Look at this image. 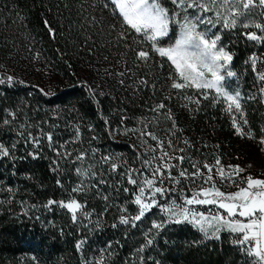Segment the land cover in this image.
<instances>
[{"label": "trees", "instance_id": "trees-1", "mask_svg": "<svg viewBox=\"0 0 264 264\" xmlns=\"http://www.w3.org/2000/svg\"><path fill=\"white\" fill-rule=\"evenodd\" d=\"M103 1L0 0L1 57L8 56L9 50V55H18L22 50L20 46L25 45L36 53L38 64L54 67L58 79V83L46 91L0 72V79L14 78L12 85H0V143L8 147L16 143L14 155L17 157L15 161L0 158V264H82L101 255L105 264H156L157 261L159 264H253L233 242V234L222 232L219 239L204 240L190 224L167 226L156 236L152 246L137 253L145 243L151 222L163 215L159 209L138 222L135 228L111 226L118 223L121 206L127 207L130 215L136 212V206L131 204L134 186L127 184L126 177L122 183H117L122 179L119 172L142 166L140 136L136 132L124 134L125 130L129 124L137 123L147 108L157 105L156 98L162 96L168 84H161L156 70L141 65L139 69L144 70L141 75L148 81L147 85H134V81L141 78L123 79L121 84V80L112 79L114 77L106 73L101 76L102 81L95 82L83 76L80 61L86 63L99 55L115 60L120 53L126 55L128 62L130 60L129 47L122 45L113 52L101 35L105 31L103 22L107 20L99 23L96 19L91 23L84 17V9L94 4L103 5ZM162 2L168 7L171 5L166 0ZM107 9L112 14L111 7ZM48 27L53 31L49 32ZM229 47L234 54L231 70L237 76L228 78L225 86L230 91H240L241 101L247 103V93L253 89L250 79L241 77L238 72L245 56L239 46ZM132 56L135 57L134 53ZM212 100L206 102V106L202 104L195 111L193 123L183 128L191 132L193 159L200 165L206 158L197 145L208 137L218 142L221 151L230 148L227 153L231 159L237 146L235 130L219 118L221 105H212ZM262 107V101L257 98L256 106L250 108ZM9 112L16 114L15 119ZM9 117L14 122L26 118L30 127L25 124V136L28 131L35 136H40L41 131L53 133L55 146L59 148L64 144L60 151L66 149L72 156L57 157L49 149L46 137H41L39 158L33 159L27 153L34 149L25 145L24 137L17 135L22 130L20 126L3 124ZM250 119L251 130L260 131L254 121L255 112ZM184 120L190 119L184 117ZM225 142L229 145L224 146ZM80 152L86 153L83 161L76 160ZM104 156L116 158L114 162L121 165L117 172H111L110 164L102 162ZM54 159L58 160L57 165L52 164ZM89 166H94L95 177L89 174L82 178L77 174V168L88 169ZM53 167L58 171H52ZM101 178L107 183L93 187ZM82 180L84 190L73 192ZM124 187L130 192L125 193ZM104 196L109 199L104 200ZM49 199L66 202L76 199L92 216L82 217L79 224H73L66 209L56 205L51 206V210L44 207ZM81 239L87 242L84 250L77 252L75 244Z\"/></svg>", "mask_w": 264, "mask_h": 264}, {"label": "snow or ice", "instance_id": "snow-or-ice-1", "mask_svg": "<svg viewBox=\"0 0 264 264\" xmlns=\"http://www.w3.org/2000/svg\"><path fill=\"white\" fill-rule=\"evenodd\" d=\"M172 8L166 7L162 0H107L103 4V8H109L111 5L112 15L116 16L121 32L118 33L121 39L126 40L128 33L134 32L133 38L135 42L145 43L149 45L147 49L140 48L135 51L137 61L147 63L153 54L161 58H166L170 62V66L174 72H170L171 80L170 88L174 90L195 89L203 95L204 99H208V93L214 90L216 96L213 97L214 103L224 102L227 106L224 109L231 115L232 127L237 135L255 138L251 129H245L248 125L241 100L240 91L231 92L225 82L228 78L237 76V73L231 70L234 54L231 53L223 42L220 31L255 28L256 31H244L241 34L248 41L264 44V19L254 17L256 9H259V16L264 17V0H170ZM47 21L45 24L47 26ZM178 25L175 41L164 46L161 41L169 37L172 25ZM221 25V30L213 31L217 25ZM115 27V25H113ZM48 31L52 32L51 27ZM139 40H136V38ZM126 47H130L126 44ZM38 55V54H37ZM250 64L252 71L256 74V83L258 84V92L264 96V71L260 70L259 64L264 63V57H258L253 54L245 61ZM163 67V65H161ZM118 75L124 76L121 72ZM7 83L12 85L14 78L7 76L0 79V85ZM124 83L123 80L120 81ZM148 81L141 78L134 81V85H147ZM91 90V89H90ZM178 95L180 92L177 93ZM169 95L165 100L171 99ZM182 98L190 103L199 104L200 100L193 99L190 95H183ZM255 99V93L249 97ZM184 107H188L187 104ZM166 108V104L161 102L154 108L153 112H159ZM172 121V129H177L176 119L171 109L166 113H161ZM9 116L15 119V113L9 112ZM11 121L3 120L4 125H9ZM107 123V121H106ZM30 127V126H29ZM21 131L17 135L24 137L25 145H30L34 151H29L27 155L33 159L39 158L41 151V137H46L48 147L55 153L57 157L70 158L72 153H68L64 149V144H60L59 148L55 146L53 133H45L41 131L40 136H35L28 131L25 136V125H20ZM145 130H139L141 137H150L152 141H156V147L153 148L147 140H142L145 153H154L156 149H160V155H151L149 158L142 160V168L133 169L128 167L124 172H119L122 183L126 177L128 185L134 186L132 191L133 199L131 204L136 206L135 214H129V210L125 206H121L118 210L122 213L118 218V223L111 226L117 228L121 225L135 228L138 222L143 220L155 209L163 214L159 220H153L151 227L145 233V243L137 250V253H143L146 248L152 246L155 238L167 226L171 224H190L203 234L204 240L219 239L222 231H227L235 237L234 243L238 244L245 255L253 261V264H264V179L253 178L251 175L246 179L240 174L244 169L239 166L229 165L227 171L221 166V160L217 156L215 164L204 163L202 166L191 161L185 155L174 156L171 152L164 150L163 142L159 140L155 133ZM137 129H126L124 134L128 132H136ZM264 133V128L261 129ZM175 135V131L172 132ZM79 129H77V136ZM93 139H96L93 137ZM67 143V142H65ZM190 142L185 140L184 144ZM259 143L264 144V136L259 138ZM168 148L173 151L184 153V148H176L171 140L168 141ZM16 143L11 147L0 143V158H10L15 161L17 157L14 155ZM93 149V153H95ZM143 155V154H141ZM86 153L80 152L76 156L77 161H83ZM23 159V157H20ZM116 158L110 156L101 157L104 164H110V171L117 172L121 165L114 162ZM188 159L192 169L180 168L179 164H183ZM172 160L179 161V164L171 163ZM153 161H158L155 167H152ZM53 165L58 164V160L52 161ZM94 166L88 169L77 168L76 172L81 177H95L97 173L92 171ZM201 167L207 170V173L201 171ZM150 170V176L145 175L144 169ZM179 168L178 174L173 175V171ZM215 168V173L213 169ZM52 171H58L53 167ZM219 177V180L216 177ZM181 178L191 182V188L185 189L182 185ZM199 181V183H197ZM61 182L58 179L57 184ZM101 178L93 187L98 184H106ZM165 183L170 187H165ZM228 183L236 186L237 191L225 192L218 187V184ZM243 183L245 186H240ZM83 180L81 184L73 188V192L83 191ZM119 191V189H117ZM125 193L130 192L128 187H124ZM185 191H191V196L184 195ZM171 193H178L174 198L168 199ZM108 200V196L103 197ZM163 199V203L161 200ZM56 205L61 209H66L71 215L73 224H79L81 218L89 219L92 216L85 206L76 199H70L67 202L49 199L44 207L51 210V206ZM196 206H213L222 209L223 212L209 211L203 212ZM108 208H105V212ZM102 215V213H101ZM91 222V221H90ZM99 224V221H97ZM85 239L77 240L75 249L82 252L86 244ZM202 242V241H201ZM200 243V242H195ZM111 247V244L108 245ZM105 249L104 251H106ZM111 255V253H109ZM143 260V257H140ZM82 264H105L104 257L101 255L92 260H84ZM159 264V261L156 262Z\"/></svg>", "mask_w": 264, "mask_h": 264}, {"label": "rangeland", "instance_id": "rangeland-1", "mask_svg": "<svg viewBox=\"0 0 264 264\" xmlns=\"http://www.w3.org/2000/svg\"><path fill=\"white\" fill-rule=\"evenodd\" d=\"M170 3V0H166ZM107 0H104L103 3H106ZM171 4V3H170ZM166 7H168L165 4ZM111 7V5H110ZM173 6L170 5L169 8H172ZM84 17H87L91 23H93L94 20L97 19L99 23H101L100 20H107L104 21L103 24L105 25V31L101 33L103 37L107 40V42L110 43L111 49L114 50L117 48H121V46H125L126 44L129 45L130 49H140L145 48L147 49L149 45L145 43H138L135 42L134 38L135 33L130 32L128 33L127 39H121L118 35V33L121 32V26L116 16H113L112 14L108 13V9L106 10L103 8V5H96L88 6V9H84ZM254 17L257 19H264V17L259 16V9H256V12L254 13ZM115 25V27H113ZM103 26V25H102ZM104 30V28H103ZM178 25H172L169 37L164 38L161 43L164 46H167L175 41L176 33L178 32ZM221 30V25H217L216 29H213V31ZM244 31H256V29L250 28L248 30L244 29H236V30H222L220 31V34L222 35L223 42L227 46V49L231 52L230 45L232 46H239L240 49H242V53L245 56V60L243 63H241L240 76L243 78H249L250 79V87H252L253 90L251 92L247 93L246 99L247 103H242L246 118L248 120V125L245 126V129H252L251 128V119L250 115L252 112H255L256 119L254 120L257 125H259L260 131L251 130L252 134L255 138H249L248 136H240L237 135L236 132H234L235 135H237V146L234 154L231 155L227 153V151L231 150L230 148H223L221 151L218 142L213 141L211 136L207 138V141L198 144L197 149H199L200 153L205 154V161L201 164V166L204 163H209L214 165L215 159L218 156L221 160V166H223L227 171H230L228 169L229 165L232 166H239L240 168L244 169V171L240 174L241 177L245 178L249 175H251L253 178L257 179H264V144L259 143V138L261 136H264V133L261 132V129L264 128V96H261L258 92V84L256 83V74L252 71L250 64H246L245 61L248 60L250 56L253 54H256L258 57H264V44L252 42L246 40V38L241 34ZM136 40H139L137 37ZM22 50L18 55H9L10 50L8 51V56L4 57L0 55V72L11 74L13 76H16L21 81L31 82L35 85V87H39L43 90L49 91L51 88L55 85V83H58L56 70L53 66L47 65L45 63L38 64L36 53L31 51L27 46L23 45L20 46ZM126 51V50H125ZM103 52V51H102ZM135 55V51L130 50L128 52L129 55V62L127 61L128 58H124L126 56L125 54H119L120 57L113 60L111 59V56L106 55H99L94 57L93 59H89L84 63L83 61H80L79 69L82 71L83 76H86V78H89L91 82L95 81H102L101 76L106 73L107 76L111 75L117 80H123V79H137V78H143L141 75V72L144 70H140L139 66H143L144 68H152L157 71L158 77H161L160 79L161 84L166 85L168 84V87L166 91L163 92L162 96L159 98H156V104H159L161 102H164L166 104V108L163 110H160L159 112H153L150 111V109L154 108L155 106H152L151 108H147L143 115H141V118H139V121L134 124H129L127 129H137L136 133L139 134V147H141V161L143 159L149 158L151 155H160V149H156L154 153H145L144 145L142 144V140H147L149 144L153 146V148L156 147V141H152L150 137H141L139 130H145V125H148L147 131H151L156 134V136L159 138L160 141L163 142L164 150H167L172 153L174 156L179 155H185L186 157L190 158L191 161H195L193 159L192 152V141H191V132H187L186 129H183L188 124L193 123V119L195 116V111L198 110L202 104L203 106H206L210 99H213V97L216 96V93L214 94V91L210 92L208 94L209 98L204 99L203 95L199 92H197L195 89H185L182 90H174L170 89L171 80L169 79L170 72H174V69L170 66V62L166 60V58H161L156 54L152 55V58L147 62H141L137 61L136 55L133 57L132 55ZM232 53V52H231ZM143 64V65H142ZM163 65V67H161ZM128 66V67H127ZM260 70L264 71V63L259 64ZM156 68V69H155ZM125 73L124 76L118 75L119 73ZM111 78V77H110ZM160 84V85H161ZM227 88V87H226ZM228 89V88H227ZM229 90V89H228ZM230 91V90H229ZM180 92L178 95L177 93ZM235 92V91H231ZM255 93V99H250L249 97L252 96V94ZM190 95L193 97V99L200 100L199 104L196 103H190L182 98L183 95ZM171 95L172 98L169 100H165V97ZM259 98V101H262V109H255L250 108L252 105L256 106V99ZM204 101V103H203ZM212 105H215L217 103H214L213 100L211 101ZM187 104L188 107H184V105ZM221 105L220 111L218 113V116L220 119L230 124L232 127V118L229 113H227L224 109L226 108V104L224 102H219ZM169 109H171V112L173 116L176 119L177 123V129H172V121L168 120L165 115L161 113H166ZM250 109V112L248 113ZM186 112V113H185ZM186 114V115H185ZM184 117H188L190 120L188 122L184 120ZM214 118L215 116H211ZM9 121L13 125H25L28 124L30 126V123L26 122V118L20 120L19 122H14L12 117H9ZM185 122V123H184ZM32 125V122H31ZM175 131V135L172 134V132ZM190 131V130H189ZM171 140L176 148H184L185 152L180 153L178 151H173V149L168 148V141ZM187 140L190 143L188 145L184 144V141ZM226 140V139H225ZM224 146L229 145L228 143H224ZM234 159V160H233ZM158 161H153L152 167H155ZM171 163L173 164H179V161L172 160ZM185 165V166H183ZM192 169L191 163L188 159L185 160L183 164H179L180 168L188 169V167ZM142 168V166L140 167ZM139 169V168H137ZM189 170V172L195 171ZM179 171V168L175 169L173 171V175H177ZM201 171H204L207 173L206 169H203L201 167ZM145 175L150 176V170L145 168L144 169ZM213 173H215V168L213 169ZM84 178V177H82ZM217 180H219V177H216ZM182 185L185 189L191 188V182L187 179L181 178ZM199 183V181L197 182ZM165 187H170L171 185L168 183H165ZM218 187L221 188V190L225 192H234L237 191V187L230 185L228 183L225 184H218ZM240 186H245L243 183L240 184ZM191 191H185L184 195L191 196ZM178 193H171L168 199L174 198L177 196ZM163 199L161 200V203H163ZM200 211L203 212H223L222 209L214 208L213 206H196ZM192 226V225H191ZM193 227V226H192ZM194 228V227H193ZM197 230L196 228H194ZM198 231V230H197ZM227 232V231H222ZM221 232V233H222ZM202 234V233H201ZM203 237V234H202Z\"/></svg>", "mask_w": 264, "mask_h": 264}]
</instances>
